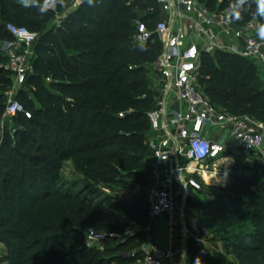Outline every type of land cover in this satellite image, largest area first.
Returning <instances> with one entry per match:
<instances>
[{
  "label": "trees",
  "instance_id": "trees-1",
  "mask_svg": "<svg viewBox=\"0 0 264 264\" xmlns=\"http://www.w3.org/2000/svg\"><path fill=\"white\" fill-rule=\"evenodd\" d=\"M220 1L202 0L212 9L226 8L229 0ZM62 9L42 16L19 0H0V40L11 38L7 23L39 32L32 71L16 95L31 117H14L24 128L17 148L3 151L7 162L0 165V243L5 249L0 261L7 264L114 262L106 248L87 246L83 236L73 233L111 230L116 220L84 195L59 190L58 174L64 162L72 161L86 179L110 183L121 172L131 175L141 168L149 152L148 113L158 91L147 73L160 45L155 41L141 46L133 36L135 20L152 28L160 17L156 1L94 0L89 5L84 0L47 28ZM255 12V0H248L233 11L234 22L243 26ZM5 64L0 53L1 74L6 73ZM254 64L224 51L204 54L199 84L215 106L264 121V90L245 83L256 77ZM0 86H8L5 77ZM253 180L245 173L237 177L238 184L259 188ZM260 192L264 196V188ZM263 196L251 194L243 200L220 195L196 200L191 207L204 219H247L251 226L233 237V253L242 264H264ZM138 201V210L131 207V212L145 224L146 202ZM118 224V230H126L127 224ZM188 255L189 264H232L205 254L193 241Z\"/></svg>",
  "mask_w": 264,
  "mask_h": 264
},
{
  "label": "built area",
  "instance_id": "built-area-1",
  "mask_svg": "<svg viewBox=\"0 0 264 264\" xmlns=\"http://www.w3.org/2000/svg\"><path fill=\"white\" fill-rule=\"evenodd\" d=\"M83 1L72 0L71 8ZM155 1L160 17L152 28L141 19L135 20L133 41L141 46L155 41L160 45L151 65L158 96L148 113V132L153 135L152 182L146 194L149 222L142 231L148 233L162 218L166 241L163 245L147 241L135 264H189V241L205 247L199 227L186 209L189 191L202 189L197 178L206 182L201 172L209 170L210 162H219L236 151L256 153L264 159V121L212 104L198 80L201 56L219 50L264 67V39L255 35L251 21L238 26L230 8L212 9L202 0ZM5 29L11 38L0 40V53L6 57L4 68L12 75L13 90L3 117L30 118L31 112L12 93L24 87L32 71L33 45L39 34L14 23H7ZM226 130L229 134L220 143Z\"/></svg>",
  "mask_w": 264,
  "mask_h": 264
},
{
  "label": "rangeland",
  "instance_id": "rangeland-1",
  "mask_svg": "<svg viewBox=\"0 0 264 264\" xmlns=\"http://www.w3.org/2000/svg\"><path fill=\"white\" fill-rule=\"evenodd\" d=\"M220 2L221 1L218 0L217 3ZM71 3L72 0H65L63 9L60 12L57 11L47 24V28L57 24V20L60 21L61 18L65 17V15L71 11ZM236 3V0H229L226 8L235 11L237 8ZM216 8H218L217 5ZM250 21L255 26V35L258 36L256 25L264 22H261L255 14L248 22ZM254 65L256 68V77L255 79L246 80L245 83H250L251 86L256 83L258 89L264 90V67L259 66L257 63ZM1 77H5L8 80V86L4 88L0 86V165L7 162V159L2 156L3 151H8L11 147L17 148V142L21 138L20 131L24 128L17 118L10 116L3 117L5 106L8 99L11 97L10 93L13 90V82L12 75L8 70H6L4 74L0 73V78ZM147 77L151 85L155 86L157 84L152 66H149ZM16 95L17 93H12L14 99H16ZM152 138L153 135L148 132L145 141L148 143L149 152L147 157L141 162L142 167L136 168L131 172V175L126 172H121V174L110 183H94L86 179L72 161L64 162L58 174L56 185L59 190H71L74 193L84 195L89 201L107 211L111 217L116 220V223L113 224L114 229L111 230L103 229L92 232L88 231L87 233H73L74 236H83L85 242L87 241V245L89 244L90 247H96L101 251L106 248L109 251V257H112L108 258V260L115 259V261L110 264L137 263L146 249L147 241L152 240L151 231L148 233L142 231V227L149 222V205L147 203L146 194L152 182L150 179V162L153 149ZM228 157H230V161H225V158L216 163H209V171L216 173V177L212 178L210 182H204L202 178H197L202 189L195 192L189 191L186 209L188 216L192 218V221L195 219L199 227V237L204 241L205 246L204 249H200L205 254L214 258L223 259L232 264H242L233 253L232 241L239 230L250 227L251 223L245 218L236 219L234 217L227 218L226 220H220L216 217L204 219L191 207V204L196 200L207 202L209 199L208 197L216 199L220 195L227 197V195L230 194L232 197L238 196L243 200H247V197L251 194L263 196V192H260V189L264 188V159L262 156L256 153L244 154L240 151H236L235 153H230ZM226 167L229 170L227 181L225 183H220L218 177H220L222 170ZM242 173H245L247 178L251 176L254 177L252 183H258L259 188L250 183L238 184L237 177ZM175 195L177 210H179L181 201L178 191L175 192ZM142 198H144L146 202L144 206V214L146 215L145 224H141L137 220L136 213L139 205L138 200ZM131 207H137L136 211L132 213ZM163 221L164 219L160 218V220L153 224V227L158 225L160 228ZM119 222L127 224L126 230L120 231L117 229ZM4 253V246L0 243V259ZM0 264L7 263L0 261Z\"/></svg>",
  "mask_w": 264,
  "mask_h": 264
},
{
  "label": "clouds",
  "instance_id": "clouds-1",
  "mask_svg": "<svg viewBox=\"0 0 264 264\" xmlns=\"http://www.w3.org/2000/svg\"><path fill=\"white\" fill-rule=\"evenodd\" d=\"M19 3L24 8L35 7L40 15H46L50 11L56 10L58 7H63L65 0H19ZM89 5L94 4V0H87ZM248 4V0H237L236 7L239 9ZM256 12L255 14L264 19V0H255ZM238 15V12H237ZM256 31L261 39H264V23L256 25Z\"/></svg>",
  "mask_w": 264,
  "mask_h": 264
},
{
  "label": "crops",
  "instance_id": "crops-1",
  "mask_svg": "<svg viewBox=\"0 0 264 264\" xmlns=\"http://www.w3.org/2000/svg\"><path fill=\"white\" fill-rule=\"evenodd\" d=\"M71 9H73V8H71ZM58 22H59V20H57V23ZM150 169H151V162H150ZM164 230H165L164 221L160 225V228H159L158 225L155 226V227H153V225H152V228L150 230L151 231V239H152V241H155V242H157L159 244H162V245L165 244L166 240H165V236H164V233H165Z\"/></svg>",
  "mask_w": 264,
  "mask_h": 264
},
{
  "label": "bare ground",
  "instance_id": "bare-ground-1",
  "mask_svg": "<svg viewBox=\"0 0 264 264\" xmlns=\"http://www.w3.org/2000/svg\"><path fill=\"white\" fill-rule=\"evenodd\" d=\"M225 161H230V157L226 158ZM227 163V162H226ZM215 165V164H214ZM221 167V166H220ZM202 176L204 177L205 181L206 182H210L212 180V178H215L216 177V173L214 172H210L209 170H203L201 172ZM228 174H229V170L228 168L226 167L224 170H222V173L220 175L219 178V182H226L227 181V178H228Z\"/></svg>",
  "mask_w": 264,
  "mask_h": 264
},
{
  "label": "water",
  "instance_id": "water-1",
  "mask_svg": "<svg viewBox=\"0 0 264 264\" xmlns=\"http://www.w3.org/2000/svg\"><path fill=\"white\" fill-rule=\"evenodd\" d=\"M229 134V132L226 130L225 132H224V134L222 135V137H221V139H220V143H222V142H224V140H225V138L227 137V135Z\"/></svg>",
  "mask_w": 264,
  "mask_h": 264
}]
</instances>
